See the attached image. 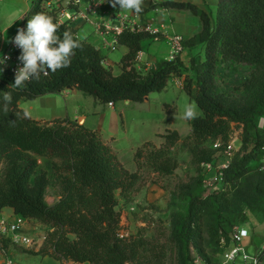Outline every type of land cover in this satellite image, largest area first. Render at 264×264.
I'll use <instances>...</instances> for the list:
<instances>
[{
	"label": "trees",
	"instance_id": "1",
	"mask_svg": "<svg viewBox=\"0 0 264 264\" xmlns=\"http://www.w3.org/2000/svg\"><path fill=\"white\" fill-rule=\"evenodd\" d=\"M46 1L49 0H35L24 20L36 12H44L58 22L55 13L44 6ZM116 8L119 9V5ZM156 8L187 11L200 20L201 32L184 41V52L203 48L205 55L204 60L191 59L195 82L184 88L202 111V116L191 122V138L195 142L212 140L211 155L205 161L210 163L217 156L214 144L219 141L226 146L230 141L231 124H242L244 140L225 172L227 183L238 181L251 171L250 162H264V138L258 130L259 120L264 116V75L256 103L244 111L226 106L212 83L221 64L236 68L264 65V0H218L216 20L196 5L169 1L152 8L144 6L140 15ZM60 24L61 34L67 30L77 38V30L70 23ZM150 40H154V36L145 30H123L118 42L128 53L120 62L119 75L103 65L104 57L97 48L81 40V47L75 50L69 67L41 75L39 80L28 82L23 89L9 88L15 74L0 65L4 69L0 72V92L12 91L13 94L9 113L5 116L0 112V164L6 160L14 165L6 175L0 169V213L9 208L16 216L49 229L39 253L25 252L74 264H154L146 258L141 239L121 235L117 194L129 201L140 179L138 172H129L121 164L99 132L67 118L50 122L22 118L23 109L20 108L23 101L59 95L68 88L103 105L143 103L150 94L163 92L171 77L180 74L183 63L179 55L174 61H165L151 70L138 71L135 58ZM163 138L171 148L178 142L179 135L173 132ZM40 158L57 160L60 164V197L52 206L45 201L43 187H30L40 168ZM201 182L202 178L198 181L202 188ZM201 204L198 197L191 199L185 221L173 232L187 262L198 233ZM245 218L250 220L249 214ZM230 222L220 223V240L227 243L233 227L239 226L224 228ZM1 244L4 249L14 245L9 239H2ZM256 255L262 261L263 252Z\"/></svg>",
	"mask_w": 264,
	"mask_h": 264
},
{
	"label": "rangeland",
	"instance_id": "2",
	"mask_svg": "<svg viewBox=\"0 0 264 264\" xmlns=\"http://www.w3.org/2000/svg\"><path fill=\"white\" fill-rule=\"evenodd\" d=\"M34 1L0 0V35L10 37L18 28H26V10L30 9ZM6 49L0 51V57ZM109 57L114 63L113 74L119 75L121 52L110 54ZM192 58L204 60L203 48L187 52L180 74L171 77L163 92L152 93L149 102H120L115 105L113 113L111 108L82 94L90 102L77 100V110L86 112L89 118L87 126L100 130L102 140L109 144L121 164L129 172H138L140 176L129 201L122 200L117 194V211L121 220V235L141 239L145 244V256L148 260L154 264H224L225 249L219 230L222 221L230 220L224 228L239 225L246 229L250 234L245 245L247 253L253 256L263 252L264 264V162H250L248 166L251 171L238 181L227 183L224 176L223 184L213 192L203 191L198 186L203 175V165L211 155L212 140L195 142L191 138L193 120L182 118L186 104L197 105L184 91L188 83L195 82L190 66ZM263 75L264 65L236 68L221 64L212 84L226 106L244 111L256 103L262 89ZM193 89L196 86L193 85ZM30 106L34 110H30ZM74 107V103L69 105L73 114L76 111ZM20 108L27 109L33 119L50 116L46 115L48 112L42 101L38 102L37 99L21 102ZM94 108L100 110L99 116L94 113L90 115ZM196 110L198 117H201L202 111L198 106ZM258 130L264 138V116L259 120ZM173 132L178 133L179 140L174 147L169 148L163 137ZM230 139L236 140L239 150L241 141L244 140L242 124H231ZM137 152L139 154L135 158ZM38 164L40 168L30 187H43L45 201L52 206L60 197V164L57 160L42 158L38 159ZM13 166L11 161L3 160L0 164L2 174L6 175ZM195 197L202 204L196 227L198 233L191 244L187 262L173 232L176 226L185 221L188 204ZM246 214H249L250 220L245 218ZM28 227L38 228L32 229L35 234L39 233L35 236V243L46 237L49 230L38 222H29ZM26 234L32 236L30 233ZM35 247L33 245L28 250L33 252ZM14 250L27 255L26 264H57L54 260L42 263V256L31 255L16 245Z\"/></svg>",
	"mask_w": 264,
	"mask_h": 264
},
{
	"label": "crops",
	"instance_id": "3",
	"mask_svg": "<svg viewBox=\"0 0 264 264\" xmlns=\"http://www.w3.org/2000/svg\"><path fill=\"white\" fill-rule=\"evenodd\" d=\"M178 2V3H191L196 5L199 9L211 14L216 20V12L218 9V0H145L144 6L146 8H152L155 5H159L163 2ZM47 3L44 5H52L54 9L59 7H65L66 4L62 0H49L46 1ZM93 2H99L101 4V10L99 12V17L95 19V23L100 24L101 27L98 28L92 24H85L81 20H77L76 23L72 24V27L77 30V38L81 41H87L95 48H97L103 55L104 61L103 65L107 69H113V61L110 59L109 55L121 52V57L123 58L127 53L128 49L124 46L118 44L115 46V50L112 51L111 47L114 45L116 41V36L114 34V30L118 29L119 27L123 29L131 28L135 29L138 28L140 30H147V29H159L161 28L166 35H180L183 37L184 41H187L197 34L201 32V23L199 18L191 14L187 11H179L174 9H166V8H156L151 10L145 15H135L134 13L119 10L117 8H113L107 0H80V10L86 8L89 4ZM29 10H26L28 13ZM25 18V17H24ZM108 26L111 28V31H108L104 28V26ZM88 28V29H87ZM88 30V31H87ZM17 31L12 34L10 37H6L0 35V51L8 48L12 43L9 41L15 37ZM187 52H184L180 58L184 61V56ZM140 58L137 60L135 58L134 65L138 71H148L153 68H156L162 62H171L173 61L171 58V50L168 43L164 40L155 41L151 40L144 44L143 51L140 52ZM138 57V56H136ZM121 58V59H122ZM83 93L77 91L76 89L68 90L66 89L59 95H47L37 99V101H42V104L45 105L47 112L46 115L50 114L49 118H45L44 116H40L34 118V120L39 122H46L49 120L46 119H70L72 121H77L78 123L87 126L89 118L86 112H80L77 110L78 106H76L77 100H85L90 102L89 99L83 97ZM151 94L148 96L145 102L150 101ZM74 103L76 110L71 113L69 109V105ZM62 106V107H61ZM108 108H111L113 113H115V106L110 107L106 105ZM99 108V107H98ZM30 110H34L33 106H30ZM94 112H90V115L94 113L95 115L99 116L100 110L96 108L93 109ZM51 117V118H50ZM32 118V117H31ZM33 119V118H32ZM114 121V119H113ZM95 127V126H94ZM93 131L99 132V129H92ZM100 133V132H99ZM105 144L109 145L107 142ZM0 218H5L9 220H16L21 217L16 216L12 209L6 208L0 213ZM26 221V226L23 229L22 234L30 237L32 239H37L39 233H34L33 230H38V228H29V222H36V221ZM43 226V225H41ZM44 228H47L44 226ZM26 233H30L32 236H28ZM44 237L39 239L36 242V247L34 248V253H39L44 245ZM17 247H21L16 245ZM24 251H30L29 248L22 247ZM5 252L14 260V264H26L25 257L27 256L25 253H19L14 250V245H10L8 249H5ZM39 257V256H37ZM54 260L50 257H43L42 263ZM56 261V260H54ZM4 258L0 253V264H3ZM57 264H74L72 262H59L56 261Z\"/></svg>",
	"mask_w": 264,
	"mask_h": 264
},
{
	"label": "built area",
	"instance_id": "4",
	"mask_svg": "<svg viewBox=\"0 0 264 264\" xmlns=\"http://www.w3.org/2000/svg\"><path fill=\"white\" fill-rule=\"evenodd\" d=\"M62 1L65 2L66 6L64 8L59 7L57 11L52 5H46L48 10L55 13L59 23H70L72 25L73 23H76L77 20H81L85 24H92L98 28L101 27L100 24L95 23V19L99 17V12L101 10V4L99 2H93L83 10H80V0ZM104 28L111 31V28L106 25ZM123 30L124 29L121 27L114 30L116 41L111 47L112 51H114L116 48L115 46L119 44L118 37L122 34ZM145 31L154 36L155 41L164 40L168 43L171 50L172 60H174L176 56L178 57L184 53V39L180 35H166L161 28L147 29ZM20 54L21 50L12 43L0 57V59L9 57L5 60V63L2 64V66L15 74L17 67L23 66L18 59ZM139 54L137 55L138 57H136L137 60L140 58ZM109 106L113 107V104H109ZM213 149L217 151L216 159L213 162L204 163L203 165L201 186L203 191L206 192H213L223 184L225 172L228 170L235 153L238 151L236 140L233 139H230L226 146H223L222 143L218 141L214 144ZM25 223L26 221L22 218L13 221L0 218V253L4 258L3 264H14V261L5 252V249L1 244L2 239H9L14 245L25 248H31L33 245H36L35 239L22 234L23 229L26 226ZM249 237V232L243 227H233L230 235V242L227 243L225 240H222L221 242L225 249L224 264H226V254L232 256V259L228 260L227 264H262V261L256 254L251 256L246 251L245 245L248 242ZM43 240L45 241V237ZM238 261L240 262L237 263Z\"/></svg>",
	"mask_w": 264,
	"mask_h": 264
},
{
	"label": "clouds",
	"instance_id": "5",
	"mask_svg": "<svg viewBox=\"0 0 264 264\" xmlns=\"http://www.w3.org/2000/svg\"><path fill=\"white\" fill-rule=\"evenodd\" d=\"M107 2L113 8L119 5V10L128 11L137 16L144 11V0H107ZM60 29L61 24L56 22L53 16L44 12L31 15L27 20L26 28L17 29V34L9 42L21 50L18 59L23 66L17 67L14 83L9 85L10 89H23L28 82L39 80L41 74L55 73L70 66L75 50L81 47V43L70 31L65 30L61 34ZM8 58L0 59V65L4 64ZM3 70L0 68V72ZM12 103V91L0 92V112L3 115L6 116L9 113ZM196 109L197 105L186 104L182 118L197 119ZM16 116L21 117V114L16 113ZM30 116L31 113L24 109L22 118H30ZM231 259L232 256L226 254V264Z\"/></svg>",
	"mask_w": 264,
	"mask_h": 264
},
{
	"label": "water",
	"instance_id": "6",
	"mask_svg": "<svg viewBox=\"0 0 264 264\" xmlns=\"http://www.w3.org/2000/svg\"><path fill=\"white\" fill-rule=\"evenodd\" d=\"M68 90H71V88H68Z\"/></svg>",
	"mask_w": 264,
	"mask_h": 264
}]
</instances>
